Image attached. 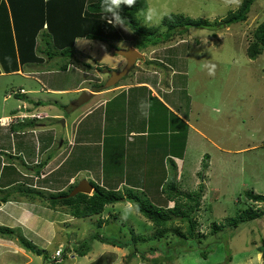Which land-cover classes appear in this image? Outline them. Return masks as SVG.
Segmentation results:
<instances>
[{
	"label": "rangeland",
	"instance_id": "1",
	"mask_svg": "<svg viewBox=\"0 0 264 264\" xmlns=\"http://www.w3.org/2000/svg\"><path fill=\"white\" fill-rule=\"evenodd\" d=\"M146 2V7L151 5L170 12L171 15L183 16L194 20H206L211 23L222 22L230 13L237 12L241 7L234 10L226 9L221 5V0H146ZM139 13L137 14V20L141 26L144 28H156V37L161 39V41L142 51L146 55V63L141 67L134 66L131 74L129 73L130 75L126 76L121 82L133 81L134 73L142 72L143 69H157L159 67V63H150L147 62L148 60L157 59L165 62L167 58L173 62L172 60L176 56V61L178 59L181 60V65H184L185 71H189L187 79L184 77L175 78L178 85L177 88L179 89L181 85L188 82L186 93L190 97H186V110L188 112L186 110L185 112L188 113L187 117L190 123L205 133L216 144L213 145L199 137L198 133L190 131V137L198 140V142L201 140L202 143L199 142L197 145L186 146V180H178L179 176H177L182 193L199 191L201 184L205 187L200 209L195 214L197 223L195 234L196 239H203L201 244L193 240L194 244H188L192 248L186 251V253L177 256L178 250L168 245L171 238H173V233L171 232L178 228H181L185 232L186 225L180 221L179 217H176L174 224L169 226L170 231L168 233L170 236L157 239V231L153 223L141 215L137 211L136 205L131 202H121L116 204L115 207L109 205L102 215L91 219L74 218L69 214L70 210L68 207L61 205H58L56 208L50 207V203L47 201L48 198L44 200V197H48L53 191H58L65 187L69 181L68 179L76 175L79 166L84 176H89L87 171L91 169L98 175L97 172L102 167L100 159L91 156L86 157L87 155L84 152H82L83 156L79 155L81 157L79 162L72 163L69 165L70 167L67 171H62L64 177L62 179L59 177L60 179L58 180L60 181L56 179L54 184H49V181L44 183V187L48 186L51 193L48 192L47 196H34L31 200V197H25L28 199L27 203H29L27 207L30 210L36 211L37 215H41L40 219L36 220L37 223L35 225L40 224L42 227H45V232L41 233V237L36 239L33 234L29 232H25L24 234L22 231L25 230L20 229L24 225L28 226L26 222L21 223L20 221H16L19 216L17 206H21L20 208H22L23 205L21 203L25 200L23 199L24 195L19 192L26 190L25 183L27 180L33 183V180L53 179H50L51 177L42 179V175L39 173L41 166L40 168L39 166L35 168V165H33L35 157L33 149L29 151L30 161L26 160L27 165L22 161V157L17 158L16 154H14V157L11 154H4L7 160L17 161L19 164L16 168L21 167L23 171H20V169H17V171L10 169L8 172L11 174L10 180H3L4 184L13 185L14 188L12 187L13 189L4 193L5 196L0 193V203L3 205L2 211H0V225L13 227L16 235L9 237V239L15 241V244L20 245L17 238L18 235L35 241L34 244L40 250V255L29 251L30 256L33 258L30 264H69V251L73 248L75 249L77 243H90L91 236L96 233L103 236L106 232L109 233L111 238L127 244V248H122V254L125 255L127 253V257L125 258L126 263L130 261L132 256H137V258L142 256L145 259L146 257H151L153 254L155 255L153 264H264V215L258 220L240 224L236 230L225 228L213 235L215 225L222 226L226 224L228 220L237 217L248 208H254L264 213V203H255L246 197L247 192L264 195V53L259 55L255 60L248 56V49L254 42V33L258 26L264 22V0H255L247 20L244 22L235 23L221 30L180 27L169 39H162L163 36L167 35L168 30V24L164 23L165 19L159 26H145ZM129 30L131 32H127L129 39L125 41L97 43L99 48L96 47L95 43L93 44L94 46L85 45V41L79 40L76 45L78 51H76L73 59L55 57L52 60L42 53V49H46L42 42L45 34H43L42 40L37 39L34 43L32 41L31 44L33 37H24L20 33L18 35V42L20 41L22 46L31 49L32 51L29 50L28 52L31 54L30 57L34 58L25 64L28 66H25L24 71L26 72L34 67V69L38 68V73H44L41 69H56V72H59L62 66L69 64L72 74H74L75 69L78 68L77 63L79 60L80 63H87L90 69H92L90 71L91 75L88 78L90 79L91 84L89 85L91 88L98 86L102 88L106 87L107 78H103L101 84L95 83L93 79L99 81V76H106V74L104 75V71L111 65H117L116 68L120 70L126 66V60L116 55L114 50H128L136 47L138 43H141L140 46L149 43V41H144L141 36L133 33L130 28ZM41 32L42 30L39 34ZM8 44L10 54L11 50L13 52L12 42L8 40ZM53 52H57V50L53 49ZM96 62L101 64L102 69L96 67ZM206 63L216 64V74L214 77H210L207 74L204 68ZM173 71L178 72L176 69H173ZM55 76L50 79H56ZM161 76L167 77V74L162 72ZM143 77L146 79V74H141L139 79L141 80ZM83 78L77 75L73 77L72 83L69 85H78ZM55 81L57 83L54 84V87L67 85L68 83L67 80L64 81L62 78ZM36 82L35 79L27 78L25 75L0 76V110L4 107L3 100L5 97L8 99L12 97L10 100L14 103L17 102L16 100H23L24 102L27 99L26 97H36L37 95L33 93L27 92L26 95V91L21 90H34L38 87L36 86ZM133 92L136 93V90ZM40 96L55 98V96L47 95L46 93H41ZM80 96L81 94L75 96V99H77L75 103L76 107L81 105L83 101H86L85 95ZM109 96L111 97L113 94ZM182 96L184 95L177 93L174 99L179 100L178 97ZM64 98L66 99L67 96ZM121 99L123 103L125 95ZM174 102L176 104L185 103L183 100H174ZM91 104H96V101ZM51 106L52 108L55 107L54 105ZM43 111L44 109L41 110V112ZM100 112H97L93 117L97 118ZM111 113L116 115L112 109ZM118 114H120L119 121L123 123V108L118 111ZM162 116H166V111H162ZM16 117L19 119H23V117L29 119L35 118L38 120L52 118L48 112L43 116L38 111L37 113H29L27 110L24 113H19ZM133 117L128 119L131 125V128H128L129 132L131 130L142 129L143 126L142 124L137 125V122L134 121L138 117L137 113ZM166 120L167 117L162 119L159 126L160 129H165ZM63 122L64 120L62 119L61 124H64ZM19 123L16 121L10 128ZM32 123L33 121L30 122V124ZM86 123H88V120ZM57 127L60 129L59 125ZM0 131H2V128H0ZM94 131L98 133L95 136V140L101 142V146H104L105 141L106 145H108V140L105 139L106 135L109 140H115L111 138L112 135H115L111 129L107 131L106 135H100V128ZM59 138L60 135L49 133V142H44V144L47 146L52 141L59 140ZM117 139L119 141L118 148L120 144L121 150L124 152V147H127L124 137H118ZM6 140V136H4V140L0 141ZM0 146L5 150L6 147H10V144L9 142L7 144L0 142ZM20 146L22 145L20 144ZM107 151L108 149L105 151V160L103 161L104 170L112 172L114 169H117L116 172H119V176L122 178L125 173L124 164L127 162L124 158L127 155L121 151L115 152L117 153V158L120 160L117 162L118 165L114 166L110 161L112 157H110ZM202 154L198 171L192 173L197 156H201ZM207 156L209 160H205ZM137 157L139 158V155ZM128 159H136L135 151L129 153ZM46 161L44 160L41 163L44 165ZM208 164H210V169L206 171L204 167ZM30 168H33L35 171L31 172ZM53 168L54 165L47 170H42V172L48 173ZM26 169L30 175L25 173L27 172ZM21 173H25V177ZM169 174H171L170 170ZM79 177L80 175L75 179L77 183L81 181V177ZM157 178L159 177L151 179L145 177L144 180L146 182L143 180H130V182L136 185L144 183L148 187V190L152 191L148 194L150 200L165 209L174 208L175 202L170 201L168 195L163 191V186H165L164 180H154ZM18 180L19 182L15 184ZM88 181H92L100 186L95 178ZM72 189L73 187L71 189L68 188L69 191ZM132 189L141 190L135 187ZM201 190L199 193L202 192ZM0 191L2 190L0 189ZM5 197H8L7 199H10L9 201L13 203L5 204L2 202L6 199ZM128 205H132V212L124 219L122 216ZM30 212L34 213L32 210ZM100 222L103 223V229L100 227L102 230L99 228ZM225 227H228V223ZM55 237L58 238V242L55 241ZM4 238L8 239L5 236ZM62 244L63 248H59ZM95 245L96 248L102 245L105 246L99 241H95ZM108 250L102 249L105 256L102 259V264H105L106 261L112 262V259L107 258L110 257L108 254L111 253ZM58 252H60L59 256H57ZM203 252L207 253L206 258L202 257L201 253ZM73 253H76V250ZM122 259L124 261L123 256ZM123 261L121 264H123ZM0 264H24V262H20V259L15 261L14 258L7 254L3 260H0ZM147 264L151 263L148 262Z\"/></svg>",
	"mask_w": 264,
	"mask_h": 264
},
{
	"label": "crops",
	"instance_id": "2",
	"mask_svg": "<svg viewBox=\"0 0 264 264\" xmlns=\"http://www.w3.org/2000/svg\"><path fill=\"white\" fill-rule=\"evenodd\" d=\"M47 30V26L44 27L42 32L40 34H43L44 31ZM38 39H41V35L38 37ZM85 41V45H93L94 43L97 46V43H101L99 41H95L92 39H78L75 44V55L76 51V45L77 42ZM88 41V42H86ZM83 43V42H82ZM103 43V42H102ZM40 46V44H38ZM105 45V44H103ZM94 46V45H93ZM141 54L144 55V50H139L135 47ZM173 53V52H172ZM74 55V57H75ZM86 55V54H85ZM145 56L142 61V63H137V66L141 67L145 61ZM22 57V56H21ZM20 57V58H21ZM29 56V52L26 51L24 55V60L27 63ZM69 58V59H73ZM174 57V56H173ZM58 58V57H57ZM123 58V57H122ZM175 56L173 62H171L169 59L166 58L165 62H162L160 60H148L147 62L150 63H156L159 65V69L157 68H150V69H143L142 72H136L134 73L133 81L129 82H120L116 87L113 88H100V87H93L89 84L90 79L89 76L90 69L89 65L87 63H80L78 60V68L75 69V73L72 74V70L70 69V65L62 66L59 72H56V69L53 70H43L44 73H38L37 69H34L32 67L28 71H24L26 68L25 66L28 65H22L20 64L19 71H16L14 73H6L4 70L1 71L0 76H15V75H22L26 76L27 78H33L35 79L36 86L34 90L27 91L26 89H21L26 91L28 93H33L37 95L34 98L26 97L25 101L23 100H16L17 102H13L10 100L11 98L5 97L4 107L0 110V117L4 116H16L19 113H24V111L27 110L29 113H37L39 112L40 115L45 116L48 112V114H51L52 118L44 119V120H38V119H31L26 120L23 123H19L17 125H14L12 128H2V131H0V140H4V136H6V141H0L1 143L7 144L9 142L10 147L4 148L0 146V193L4 195V193L9 192L11 189H13V185L4 184L3 180H10V175L8 172L9 170L17 171V169H20V171H23L21 167H17L19 164L15 160H7V158L4 157V154L12 155L14 157V154H16V157H22V161L26 164V160L29 162V151L31 149L34 150L35 157L33 161V165L36 168L37 166H41L40 172L42 175V179L49 178L53 180H33V183L29 182L27 180L26 184V190L24 192H19L23 194V199H25L21 204V206H17L19 209V216L16 221L26 222L28 226H23L20 229H24L25 231H22L24 234L25 232H29L33 234L34 238L41 237V233L45 232V227H42L40 224L35 225L37 223L36 220L40 219V214L37 215L36 211L31 209L34 213L30 212L31 210L27 207V198L34 196H47V193H51L50 189L47 187H44V183L49 181V184H54V181L56 179H62L63 173L62 171H67V169L70 167L72 163H77L80 161L81 157L80 154L83 156V153L86 154V157H93V158H99L100 164L102 163V167L97 172L98 175L95 174L94 170H88L87 174L89 176H84V173H82V169L79 166V170L76 173V177L80 175L81 181L83 179L87 180H94L96 179L97 182H99L100 186L104 187L107 190H116V191H125L126 189L133 187L141 189L140 191L145 192L147 195L150 194L148 190V187L143 184H133L130 182V180H144L145 177H148L149 179L159 177L154 180H169L174 176H179L178 180H186V146L190 145H197L199 142L202 143L200 140L192 139L190 137V131H194L195 133H198L197 135L201 137L204 140H207L209 143L216 145L214 141L209 139L205 133H203L201 130L196 128L192 123H190L188 119V110H186V97L189 98L190 96L186 93L187 92V86L188 82L184 85L180 86V89L177 88V83L175 78L176 77H186L189 75V71H185L184 65H181L182 61L178 59ZM122 61V59H121ZM47 62V61H46ZM118 63V62H117ZM148 63V64H150ZM96 67L101 68V64L96 62ZM117 65H111L108 68L112 70H120L116 68ZM136 66V65H135ZM151 66V65H150ZM1 67V66H0ZM161 69V70H160ZM173 69H176L178 72L173 71ZM122 70V69H121ZM35 71V72H34ZM96 71V70H94ZM160 71V72H159ZM166 73L167 77L161 76V73ZM146 74V79H139L138 75ZM131 74V72H130ZM129 74V75H130ZM54 75L56 79H61L66 81L67 85H62L59 87H54L57 82L56 79H50ZM81 76L84 77L82 81L78 85H69L72 83V79L75 76ZM105 75V74H104ZM128 75V76H129ZM189 77V76H188ZM92 78V77H90ZM103 78H107V76H99V81L94 80L95 83L101 84L103 82ZM54 80V82H53ZM157 81V82H156ZM83 83V84H82ZM82 84V85H81ZM87 84V85H86ZM136 90V93L133 91ZM142 91V93H141ZM41 93H46L47 95H53L55 98H48V97H41ZM177 93L183 94L184 96L178 97L179 100L174 99L175 95ZM85 95L86 101H83L81 105L76 107L75 103L76 95ZM113 94V96H109ZM71 95V97H69ZM125 95V100L122 103L121 97ZM67 96L65 99L64 97ZM80 96V97H81ZM88 97V98H87ZM172 97V98H169ZM175 101H185L183 104H176ZM96 101V104H91L92 102ZM141 101H149L151 103V109H150V115L149 118L145 119L143 116H141V112L139 109V104ZM72 102V103H71ZM71 103V104H70ZM138 103V104H137ZM51 105H54L55 107L52 108ZM138 107V108H137ZM123 108V118L124 122L121 123L119 120L118 111ZM44 109L43 112L41 110ZM111 109L115 112L116 115H113L111 113ZM132 110V112H130ZM166 111V116H162V111ZM186 110V112H185ZM98 117H93L97 112H99ZM138 114V117L134 120L138 124H142V129H137L135 131L131 130L128 131V128H131L130 122L128 119L134 118V114ZM93 117V118H91ZM166 125L165 129H160L159 126L161 125L162 119L166 118ZM64 120V124H61V120ZM88 120V123L86 121ZM33 121L32 124L30 122ZM57 125H59L60 129H58ZM100 128V135H106L108 130H112L115 135H112L111 138L115 140H108V145H106V141L104 143V146H101V142H98L95 140V136L98 134L94 130ZM129 132V134H128ZM49 133H55L56 135H60L59 140H56L55 142H51L47 146L44 144V142L48 143V134ZM62 134L64 135L62 137ZM124 137V140L126 142V148L124 147V152L121 150V145L119 144L118 148V137ZM20 144L22 146H20ZM4 145V144H2ZM2 147V148H1ZM108 149L107 153L110 154V161L112 165L116 166L118 165L117 162H119L120 159L117 158L116 154L118 151H121L122 153H125L127 155L124 160L127 162L124 164V174L121 178L119 176V172H116L117 169H114L112 172L104 170L103 161L105 160V151ZM156 150V153L154 154ZM135 151L136 153V159L130 160L128 159V155L130 152ZM117 152V153H115ZM139 155V158L137 157ZM202 156H197V160L194 165V169L192 170V173H195L199 169V163L202 159ZM16 158V159H17ZM44 160H47L45 164L43 165L41 162ZM52 165H54V168L48 172L44 173L42 170L49 169ZM169 166V169H168ZM16 168V170H15ZM39 168H37L39 170ZM208 169H210V164H208ZM207 169V170H208ZM3 170V171H2ZM31 172H34L35 170L33 168L29 169ZM169 170L171 174H169ZM206 170V171H207ZM27 171V169H26ZM26 174L30 175L27 172ZM24 173V174H25ZM23 173L21 175L24 176ZM66 174V173H65ZM179 174V175H178ZM70 177L68 179V183L63 187L62 189L58 191H53L52 194L59 193L61 191L66 190L69 186L77 183L76 177ZM60 177V178H59ZM79 177V178H80ZM94 177V178H93ZM119 177V178H118ZM171 177V178H170ZM22 178V177H21ZM111 179V180H107ZM60 181V180H58ZM80 181V182H81ZM151 181V180H149ZM15 182V184H17ZM79 182V183H80ZM146 182V181H145ZM78 185V183H77ZM76 185V186H77ZM13 187V188H12ZM32 189V190H31ZM148 190V191H147ZM33 193V195L31 194ZM7 195V194H6ZM49 196V195H48ZM149 196V195H148ZM1 197V196H0ZM27 197V198H25ZM8 198V197H6ZM10 200V199H9ZM2 201L5 204L13 203L11 201ZM31 207V206H30ZM115 207V206H113ZM3 205L0 208V211H2ZM41 209V208H39ZM43 209V208H42ZM119 212L118 210H116ZM121 212V211H120ZM15 216V215H13ZM111 216V215H110ZM33 223L31 224V222ZM2 226V225H0ZM30 226V227H29ZM6 227V226H5ZM16 227H18L16 225ZM13 228V227H12ZM15 228V227H14ZM148 228V226H147ZM103 229V225H102ZM100 228V230H102ZM153 232V230H152ZM54 239V237H53ZM29 241H32L28 238ZM55 241L58 242V238L55 237ZM34 240L32 243L34 244ZM16 242L11 239L1 238L0 237V260H3L4 257L9 254L12 258L17 261L20 259V262H24V264H30L32 262V256H30V252L24 248H22L20 245L15 244ZM95 241H93L92 244H90V250L85 255H81V253L78 252L79 250V244L77 243V247L74 249H71L70 252V258H69V264H102V259L105 257L102 252V249H109L111 253L110 258L112 259V262L109 263L106 261L105 264H121L124 257L123 264H147L150 262L153 264V260L155 255L152 254L151 257H146L143 259V257H134L132 256L130 258V261L126 263V255H123L122 248L104 244L105 246H101L99 248H96V245L94 246ZM36 246V244H35ZM63 248V244L59 246V248ZM127 248V247H126ZM41 249V248H39ZM42 250V249H41ZM76 250V253H73V251ZM153 250V249H152ZM44 251V250H43ZM108 253V252H107ZM122 255H118V254ZM155 254V253H154ZM21 256V257H18ZM136 261V263H134ZM145 262V263H143Z\"/></svg>",
	"mask_w": 264,
	"mask_h": 264
},
{
	"label": "trees",
	"instance_id": "3",
	"mask_svg": "<svg viewBox=\"0 0 264 264\" xmlns=\"http://www.w3.org/2000/svg\"><path fill=\"white\" fill-rule=\"evenodd\" d=\"M255 0H243L242 6L237 12H232L222 22L211 23L206 20H194L183 16L172 15V19L165 18L164 23L168 24L167 35L163 36L169 39L174 32L180 27L199 28L209 30H221L235 23L244 22L247 20L248 14L251 11ZM147 6L146 0H137L134 7L128 8L121 6V15L125 17V25L130 28L133 33L139 35L144 41H149L145 45L138 43L139 50L147 49L160 42L161 39L156 37V28H144L137 20V14ZM37 26V27H36ZM47 30L43 34H39L44 27ZM180 31V30H179ZM20 33L25 37H33V43L41 35V40L46 49H42V53L50 60L58 58H72L75 55V44L78 39H92L99 42H115L125 41L128 38V33L119 27H113L105 21V14L101 9V0H0V73H14L19 71L20 64L25 65L24 55L28 49L22 46L18 38ZM155 36V37H154ZM150 38V39H149ZM9 42H12L13 52L9 54ZM57 52H53V49ZM32 51V50H31ZM264 53V22H262L254 33V42L248 49V56L251 59H256ZM22 56V57H21ZM31 56V54H29ZM21 57V58H20ZM33 57H28L27 62ZM38 60V59H35ZM44 62V61H43ZM88 98V97H87ZM205 160H209V157ZM208 169V165L204 167ZM94 188V193L90 195L78 194L75 197H68L77 183L59 193L50 194L44 197V200L50 203L49 206L56 208L58 205L69 208V214L76 219H91L102 215L107 206H115L121 202H131L136 205L137 211L146 219L151 221L157 231V239L170 236L168 233L169 226L174 224L175 218L179 217L180 221L185 224V232L178 228L171 232V238L168 245L171 248L177 249V256H180L190 250L196 240L201 244V239H196V217L195 214L200 209V203L205 192L203 184L200 185V190L189 193H182L177 177H172L169 180H164L163 191L168 195L170 201L175 202L174 208L165 209L162 206L155 204L148 198L145 192L134 189H126L125 191L107 190L94 182H90ZM69 191V192H68ZM33 195V193H31ZM248 200L255 203H264V195L247 192ZM6 198V197H5ZM7 201V198L4 199ZM264 215L263 212L248 208L237 217L228 220V227L215 225L214 234H217L221 229L229 228L236 230L242 223H248L260 219ZM103 223H99V228ZM108 234V235H107ZM16 231L14 229L0 226V237H14ZM156 235V234H155ZM22 248L37 253L40 255V250L35 244L29 241L22 235H18ZM99 241L104 244L126 248L127 244L119 240L111 238L109 233L100 235L96 233L91 236V242L80 243L78 252L85 255L90 250V244L93 241ZM153 251V250H152ZM203 258L207 257V253H201Z\"/></svg>",
	"mask_w": 264,
	"mask_h": 264
},
{
	"label": "clouds",
	"instance_id": "4",
	"mask_svg": "<svg viewBox=\"0 0 264 264\" xmlns=\"http://www.w3.org/2000/svg\"><path fill=\"white\" fill-rule=\"evenodd\" d=\"M136 3H137V0H101V9L103 10V12L105 14V21L113 27H119L122 30L131 33L129 28L126 27V25H125V19L126 18L121 15V11H122L121 6L123 5V6H127L128 8H132L136 5ZM242 3H243V0H221V5L226 9H233V10L238 9L240 6H242ZM139 14L142 17V23L145 26H159L162 24V22L165 18H167L169 20L172 19V15L170 12L163 11L162 9L155 7V6H151V5H149L145 9H142ZM133 48H135V47H133ZM204 68L210 77L215 76V74H216V64L215 63H206L204 65ZM98 69H102V67L98 68ZM115 71H121V70H115ZM111 72H114V70H112L110 68H108L107 70L104 71V74H106V76L108 77V79H107L108 81L110 79ZM117 85H115L114 87H116ZM105 86H106V84H105ZM98 87H100V86H98ZM100 88H102V87H100ZM110 88H113V87H110ZM151 107L152 106H151V103L149 101H141L139 104L141 116H143L145 119L149 118ZM4 117H8V116H4ZM9 117H12V116H9ZM14 117H16V116H14ZM0 118H2V117H0ZM33 119H35V118H33ZM26 120H31V119L26 118L24 120V122ZM20 123H23V122H20ZM0 127H2V126H0ZM5 128H10V126L5 127ZM131 212H132V205H128L124 210V214H123L122 218L126 219L131 214ZM8 228H11V227H8ZM11 229H13V228H11Z\"/></svg>",
	"mask_w": 264,
	"mask_h": 264
},
{
	"label": "water",
	"instance_id": "5",
	"mask_svg": "<svg viewBox=\"0 0 264 264\" xmlns=\"http://www.w3.org/2000/svg\"><path fill=\"white\" fill-rule=\"evenodd\" d=\"M114 53L126 60V66L121 71L111 72L110 79L106 84L107 88L117 85L124 77H126L130 73L132 68L137 63H142L144 59V55L133 47L128 50H114ZM94 191V186L87 179H83L80 183H78V185L73 189L68 197H75L78 194L92 195ZM1 206L2 204L0 203V207Z\"/></svg>",
	"mask_w": 264,
	"mask_h": 264
},
{
	"label": "built area",
	"instance_id": "6",
	"mask_svg": "<svg viewBox=\"0 0 264 264\" xmlns=\"http://www.w3.org/2000/svg\"><path fill=\"white\" fill-rule=\"evenodd\" d=\"M26 118L23 117V119H19L17 117H2L0 118V126L2 127H8L11 126L13 123H15L16 121H20V122H24ZM61 252V251H60ZM60 252L57 253V256L60 255Z\"/></svg>",
	"mask_w": 264,
	"mask_h": 264
},
{
	"label": "bare ground",
	"instance_id": "7",
	"mask_svg": "<svg viewBox=\"0 0 264 264\" xmlns=\"http://www.w3.org/2000/svg\"><path fill=\"white\" fill-rule=\"evenodd\" d=\"M11 127V126H10Z\"/></svg>",
	"mask_w": 264,
	"mask_h": 264
}]
</instances>
